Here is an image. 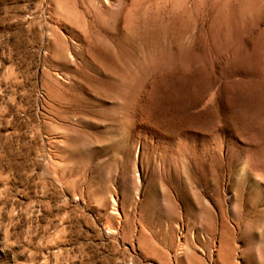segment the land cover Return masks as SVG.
I'll return each instance as SVG.
<instances>
[{
  "label": "rangeland",
  "instance_id": "rangeland-1",
  "mask_svg": "<svg viewBox=\"0 0 264 264\" xmlns=\"http://www.w3.org/2000/svg\"><path fill=\"white\" fill-rule=\"evenodd\" d=\"M0 264H264V0H0Z\"/></svg>",
  "mask_w": 264,
  "mask_h": 264
}]
</instances>
